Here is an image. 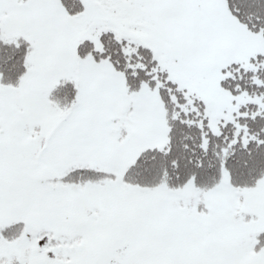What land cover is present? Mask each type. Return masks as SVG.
<instances>
[{"label":"snow or ice","instance_id":"snow-or-ice-1","mask_svg":"<svg viewBox=\"0 0 264 264\" xmlns=\"http://www.w3.org/2000/svg\"><path fill=\"white\" fill-rule=\"evenodd\" d=\"M0 264H264V0H0Z\"/></svg>","mask_w":264,"mask_h":264}]
</instances>
